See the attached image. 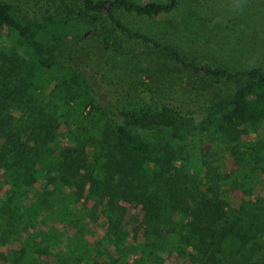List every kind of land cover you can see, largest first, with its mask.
Listing matches in <instances>:
<instances>
[{
    "label": "trees",
    "instance_id": "obj_1",
    "mask_svg": "<svg viewBox=\"0 0 264 264\" xmlns=\"http://www.w3.org/2000/svg\"><path fill=\"white\" fill-rule=\"evenodd\" d=\"M77 1L84 12L80 16L65 13L34 22L21 14L16 1L0 0V39L6 38L8 47L29 62L16 75L0 68V241L19 232L22 224L33 228L25 238L14 237L21 246L6 249L5 264H86L82 255L90 245L78 229L87 209L79 206L85 195L93 200L92 213L109 217L101 245L86 255L91 264H116L121 258L112 250L130 247L138 252L133 264H163L166 252L173 251L191 264H264V195L252 198L254 186L264 183V167L263 179L258 170L264 161V67L231 70L189 61L132 32L116 16L119 10L149 17L167 14L180 0ZM39 2L46 10L71 4ZM100 15L161 54L111 47L106 31L98 29ZM74 39L84 47L68 43ZM12 106L21 108V120L7 112ZM58 119L81 135H99L90 153L82 147L65 149L50 139L52 122ZM154 129L167 133L168 144L147 140ZM249 132H261L260 161L253 144L237 152L245 164L230 170L220 157L204 160L211 150L204 133H218L236 145ZM177 148L189 153L188 168L212 180L210 195L201 191L192 208L187 202L197 190ZM230 188L247 199L224 206L220 193L226 197ZM128 203L140 208L146 232L131 246L124 241L132 228L124 207ZM66 235L77 245L62 251Z\"/></svg>",
    "mask_w": 264,
    "mask_h": 264
},
{
    "label": "rangeland",
    "instance_id": "obj_2",
    "mask_svg": "<svg viewBox=\"0 0 264 264\" xmlns=\"http://www.w3.org/2000/svg\"><path fill=\"white\" fill-rule=\"evenodd\" d=\"M6 2L16 1L20 6V11L23 16L29 18L34 22L41 21L46 17H58L65 13L75 14L76 16L82 15L84 12L77 0H70L71 4L69 9H55L53 7L42 8L39 0H1ZM140 3L149 2H165L166 0H135ZM82 13V14H81ZM116 16L124 23L132 32H138L154 39L165 46H169L191 61L197 60L207 65H214L217 68H229L231 70L243 69L248 66H260L264 67V0H180L177 7L170 13L159 14L152 17L136 15L134 13L125 12L119 10L116 12ZM100 22L98 29L105 30L107 33V40L111 47H116L120 51L128 53H147L154 51L160 53L159 49L154 48L151 44H144L142 40L131 39L128 35L124 34L120 29L115 28L110 20L100 15ZM6 38H1L0 42L10 46L4 41ZM70 45L82 46L83 41L80 39L69 40ZM3 48L0 54V68L10 72L12 75L19 74L24 70H27L29 62L27 58L19 53L16 48L8 47ZM207 82L217 84L219 87H226L222 81L206 79ZM205 81V80H203ZM207 84V83H206ZM213 85V84H212ZM45 98V94L43 95ZM39 98L43 104L46 103V99L42 96ZM38 99V101L40 102ZM47 108L56 114L53 107L47 104ZM15 118L21 120L22 110L19 107H10L7 110ZM52 136L51 140L57 142L65 149L74 150L75 148H83L89 153L92 150L95 141L100 137L99 135H93L86 132V135H81L80 132L75 131L77 127L74 125H68L64 120H55L52 122ZM261 132H249L242 141L236 145L228 143L218 133H204L203 137L206 139L211 147L210 157L204 160L212 161L217 160L220 157L224 161V169L230 170L234 166H238V163L245 164L238 160L237 152L243 150L242 146L257 145V139L262 137ZM146 138V136H145ZM151 143L156 144H168L169 138L165 131L159 129L151 130L148 134V139ZM180 146V145H179ZM182 147V146H181ZM257 151L255 156L259 160L261 156L260 146H256ZM178 158L182 167L188 171L190 176L191 186L196 188L197 192H193V198H189L187 206L194 207L195 202H198L201 197V191L206 192L207 196L210 195L208 191L209 184L212 180L199 173L196 169L188 168L189 153L185 149L177 148ZM188 155V156H187ZM254 157V156H253ZM260 161V160H259ZM259 178L263 179L261 168L264 167V161L259 162ZM214 182V181H213ZM223 186L220 184V190ZM253 199L258 196L264 195V183L260 186H254ZM197 194V196L195 195ZM220 193V201L224 206H239L242 201L247 199V196L241 191H237L233 188L227 189L225 193ZM26 197V196H25ZM23 197V200L25 199ZM31 197H28L29 202ZM25 202V204L27 203ZM87 209L84 213V219L79 222L81 231L84 232V237L90 245L89 250L83 253L82 258L86 264H91L92 258L87 254L90 250L95 249L101 245V237L104 235L109 222V217L104 213H92L93 200L89 199L86 195L83 197L82 204ZM182 211H185V204H182ZM127 213V223L131 228L129 235L124 239L125 243L135 244L140 239L144 238L146 232L143 228L140 208L135 204H125ZM188 218V222H190ZM85 224V225H84ZM33 231L32 225L22 224L19 232H14L10 235L1 236L0 241L1 255L0 264H5L6 249L18 248L21 246L17 239H14L16 235L21 237H27ZM71 230L68 229V236H71ZM253 234L257 237V229L254 228ZM66 237L62 242V251L69 250L71 247L77 245L76 240H71ZM255 237V238H256ZM14 239L12 242H10ZM81 240V239H80ZM85 240V241H86ZM257 240V239H256ZM82 241V240H81ZM83 242V241H82ZM110 248L107 245L103 250V256L105 251ZM113 254L116 257H120L121 260L116 264H133L134 259L138 252L133 248H122V250L113 249ZM166 259L163 264H191L176 251L166 252ZM264 256V254H263ZM112 264L111 260H106L105 264Z\"/></svg>",
    "mask_w": 264,
    "mask_h": 264
}]
</instances>
